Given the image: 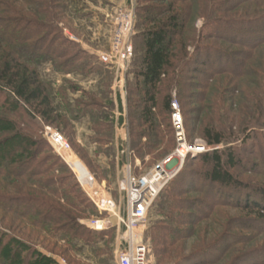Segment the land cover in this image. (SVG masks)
Here are the masks:
<instances>
[{"label":"rangeland","instance_id":"rangeland-1","mask_svg":"<svg viewBox=\"0 0 264 264\" xmlns=\"http://www.w3.org/2000/svg\"><path fill=\"white\" fill-rule=\"evenodd\" d=\"M256 2L259 3L255 7H253L255 3H249V1L237 5L239 7L229 6L222 16L231 20L263 15L264 0ZM187 4L192 6L189 2L185 5ZM235 4H237L236 1ZM13 5L20 11L18 16H15L10 7L0 3V29L4 28L9 35L21 36L23 48L26 49L25 54L31 48V41L25 39L30 36L36 24H23L17 17L27 15L29 19L36 18L37 23H53L56 26L53 34L70 42L75 49L82 50L86 56L81 62L88 63L90 66L89 69L76 68L72 71L59 72L54 69L50 61L39 63L40 79L50 86L55 107L64 116V120H60L56 125L44 124L40 119L31 120V125H28L26 120L30 118L26 115V118L23 117L22 109L18 113L14 112V109L10 113L2 110L9 108V104L5 103V95H0V118L11 122V125L6 124L0 127V131H4L0 132V137L10 136L16 131L10 129L13 123L24 135L38 137L50 146L51 154L61 159L64 168L53 171L49 176L67 179L62 187L63 191L67 190L66 193L68 192L71 200L79 199L78 202L75 200L82 210L78 222L87 231L84 234L87 237L89 235L90 238L88 237L89 240L86 242L80 238L63 237L62 234L50 235L32 227L20 216L9 214L0 206V233H6L9 237H14L16 241L1 240L0 264H11L20 248V243L24 246L21 247L22 251H26L28 246L33 247L50 258L53 264H118L120 252L128 246L122 224L126 216L125 193L123 189L118 188V183L126 174L122 163L124 165L131 163L132 173L141 176L174 156L178 147L172 124V107L170 112L164 111L162 106L157 108L155 114L160 115L157 118V130L155 134L148 133L146 127L141 125V107L138 105L141 95L132 92L136 90L134 73L138 70L144 49L141 36L144 30L141 19L144 14L141 10L150 4L146 0H59L56 3L52 2L50 15L44 17H37L34 14L37 11L34 2L27 4L25 0H13ZM195 9L197 14L200 7L196 5ZM196 18L192 34L194 37L204 24V19ZM119 36L123 43L131 44L133 47V58L128 63H122L114 52ZM205 43L217 48H227L240 62L250 67L251 74L240 77L224 75L210 85H206L200 74L193 73L190 74L191 76L188 75L190 78L183 94H180L177 87L170 89V98L172 102L177 101L183 116L187 145L203 147L204 150L196 153L195 156L189 154L185 158L179 173L164 188L151 207L146 228L136 232L139 235L138 241L142 240L148 246L151 264H159L160 261L154 238V229L158 226L173 229V233L183 228V233L175 237L177 241L175 240L173 254L170 257L169 254L164 256L160 264H178L180 261L185 264L188 258L199 253L209 254L206 257L209 262L206 264H239L248 255L264 248V229L253 228L248 221V219L256 218L257 214L241 210L234 205L236 203L238 206L244 205V201L240 195L236 196L228 191L223 190V193L221 192L223 195H219V200L228 201V205L215 209L209 219L197 213L196 216L202 218L194 226L180 227L166 221L168 219L160 214L159 204L166 189L174 181L179 180V177L183 180L192 179L190 183L195 188L197 185L200 186L201 181L197 177L203 170L199 157L213 150H224L228 147L239 149L241 151L239 156H243L244 160L243 168L232 172H235L238 178L248 185H264V85L257 76L264 75V45L250 57L246 55L247 51L242 47L229 44L220 38L204 40L203 44ZM123 46L124 44L120 45L119 49ZM193 49L194 44L191 43L188 52L193 53ZM104 54L110 55L112 61L110 66L100 61V55ZM200 70L207 69L201 66ZM59 91L65 92L66 97L61 98L58 95ZM118 97L123 100V111L114 103ZM76 101L83 104L78 109L86 112L81 115H85V121H68L70 116L78 113L74 103ZM68 104L73 111L68 109L70 106ZM117 121L124 131L123 135H118V140H116L115 126ZM209 125L223 135L226 140L224 145L219 147L207 145L203 132ZM48 128L59 132L70 144L72 153L65 157L70 165L65 163L48 141L46 134ZM113 138L115 142H112ZM116 144L118 153L112 147ZM139 151H142L145 156L139 154ZM99 154H101L100 158ZM174 158L175 160L171 163L172 170L181 166V160L177 156ZM117 162L122 164L119 168L116 167ZM73 170L82 182H86L89 179V173L91 174L95 186L104 189L105 194L107 193L118 204L120 211L116 216L100 212L95 207L79 184ZM110 173H113L111 177ZM187 174L192 176L188 178ZM74 186L75 190L72 192L71 189ZM204 187L207 189L208 185L205 184ZM34 189L23 180L0 176V195L8 196L10 204L15 205L20 198L29 196L22 194L23 192ZM187 198L195 202H209L203 192H194ZM62 203L64 204V201ZM21 207L24 213H29L26 207ZM204 213L208 214V211L205 210ZM92 219L104 220V230L95 231L89 228L88 222ZM164 222L168 223L163 224ZM228 233L236 235L238 238L236 242L239 243L223 254L224 248L230 245L225 242ZM28 250L30 251L29 247ZM241 253L243 257L239 259L237 255ZM22 260L28 261V257L25 256Z\"/></svg>","mask_w":264,"mask_h":264},{"label":"trees","instance_id":"trees-1","mask_svg":"<svg viewBox=\"0 0 264 264\" xmlns=\"http://www.w3.org/2000/svg\"><path fill=\"white\" fill-rule=\"evenodd\" d=\"M25 1L27 4L34 2L37 8L34 14L37 17H44L50 15L52 2L56 3L59 0ZM146 1L150 5L141 10L144 14L141 19L144 26L141 34L144 49L138 70L134 73L136 90L132 92L141 95L138 104L141 107V125L146 127V132L155 134L159 115L155 114V111L160 106L166 112L171 111L172 100L169 91L177 87L180 94H183L188 78H190L188 75L198 73L204 78L205 84L210 85L224 75L240 77L244 74L247 76L251 74L249 73L250 67L240 62L227 48H217L211 44H203V42L220 38L229 44L242 47L247 51L246 55L252 57L264 45V14L253 18L243 17L231 20L222 16L229 6L239 7L237 5L249 1V3H255L253 4L255 7L259 3L256 2L257 0ZM187 2L193 7L190 4L186 6ZM0 3L10 7L15 16L19 15L20 11L14 7L13 0H0ZM196 5L200 7L197 14H195L196 9L194 10ZM196 17L204 19V24L194 37L192 34ZM17 18L21 19L23 24L35 23L36 28L34 27L30 36L25 39L31 41V48L26 54L21 36L9 35L4 28L0 29V95L4 94L5 103L9 104V108L2 110L10 113L14 109V112L18 113L22 109L23 117L26 118V115L30 118L26 120L28 125H31L35 119H40L44 124L56 125L60 120H64V116L55 107L50 86L40 79L39 63L50 61L54 69L59 72L72 71L76 68L89 69L88 63L82 64L86 54L82 50L75 49L70 42L60 39L59 35L53 34L56 31L53 23H37L36 18L29 19L27 15ZM191 43L194 44L193 53L188 52ZM199 66L207 70L202 71ZM257 76L264 85V75L258 74ZM58 95L61 98L66 97L63 91H59ZM74 103L78 113L72 117H66L68 121H77L82 117L81 115L86 113L78 109L80 105H83L81 102ZM69 108L73 111L71 105ZM70 111L68 110L69 113ZM6 124L11 125V122L0 118V127ZM12 125L10 129L16 131L10 136L0 137V176L23 180L25 184L35 189L23 192L22 194L29 196L20 198L15 205L9 203L8 196L0 195V206L9 214L20 216L32 227L41 229L50 235L62 234L63 237L80 238L87 242L90 236L88 235V238L84 234L87 231L78 222L82 210L75 200L78 202L79 199L71 200L68 192L66 193L67 190L63 191L62 187L67 179L54 175L49 176L53 171L64 168L61 159L51 154L50 146L45 141L35 136L24 135L18 130L16 124L12 123ZM203 138L209 147H219L226 143L223 135L212 125L204 128ZM239 152L241 151L235 147H228L200 156L203 171L197 177L201 184L196 188L190 183L192 179L183 180L180 177L168 186L159 204L160 214L168 219L166 221L186 227L200 222L202 217L196 216L197 213L209 219L215 209L228 205V201L219 200V195H223L224 190L241 196L244 205L238 206L237 203L234 205L240 207L241 210L257 214L256 218L248 219L251 227L264 229V185H248L238 178L235 172H232L243 168L244 160L243 156H239ZM139 154L145 156L142 151H139ZM190 174L186 176L190 178L192 176ZM205 184L208 185L207 189L204 187ZM186 186L188 188H184ZM74 190L75 186L71 191L74 192ZM194 192L205 193L209 202L188 200V195ZM226 196L230 195L226 194ZM21 206L26 207L29 213H24ZM205 210L208 214L204 213ZM166 223L168 222L163 224ZM182 229L177 233H173V229L165 226H158L154 229L156 253L160 257L159 264L164 256L169 254L170 257L173 254L172 251L176 246L175 237L183 233ZM82 231L85 232L82 233ZM226 238L225 242L230 245L224 248L223 254L239 243L236 242L238 238L234 234L228 233ZM6 239L13 241L14 237L0 233V243H2L1 240ZM19 245L20 248L11 264H53L50 258L33 247L28 246L30 251L28 247L26 251H22L21 247L24 246L21 243ZM208 255L199 253L188 258V262L184 261L185 264H206L209 262L206 260ZM242 255L243 253L237 256L240 259ZM25 256L28 257V261L23 262L22 259ZM239 264H264V248L248 255Z\"/></svg>","mask_w":264,"mask_h":264},{"label":"built area","instance_id":"built-area-1","mask_svg":"<svg viewBox=\"0 0 264 264\" xmlns=\"http://www.w3.org/2000/svg\"><path fill=\"white\" fill-rule=\"evenodd\" d=\"M122 44H124L123 48L119 49ZM114 52L122 63H128L133 58L134 50L131 44L123 43L121 36H119ZM99 59L103 64L109 66L112 64L110 55H100ZM171 107L173 111L172 124L178 141V147L174 156H177L181 160V166L178 169L172 170L171 163L175 158L171 156L162 164L153 168L149 173L136 176L132 173V164H125L126 174L121 181L120 189H123L125 193L126 216L122 220V224L125 229L124 238L128 246L120 252L118 264H151L148 246L142 240L138 241L139 235L136 232L146 228L151 207L164 188L179 173L185 158L189 154L195 156L196 153L204 150L203 147L198 148L187 145L183 116L177 101H173ZM46 134L49 138L48 141L52 144L56 153L66 164L70 165L65 158L67 154L72 153L70 144L64 140L59 132L52 131L50 128L47 129ZM87 171L89 173V170ZM74 174L82 189L100 212L117 215L118 211H120L118 204L107 193L105 194L104 189L95 186L94 179L90 173L89 179L86 182H82L75 171ZM88 223V227L95 231H103L105 228V221L101 219H92Z\"/></svg>","mask_w":264,"mask_h":264},{"label":"crops","instance_id":"crops-1","mask_svg":"<svg viewBox=\"0 0 264 264\" xmlns=\"http://www.w3.org/2000/svg\"><path fill=\"white\" fill-rule=\"evenodd\" d=\"M114 103L117 105V107L118 108H120V110L121 111H123V100L121 99V97H120V99H119V97H118V99H117V101H114ZM120 105H121V107H120ZM85 117V115L84 116H82L79 120H83V121H85L86 119L84 118ZM85 119V120H84ZM79 120H77V121H79ZM90 124V123H89ZM116 130H117V136H116V140H118V135H123V133H124V131H123V128L121 127L122 125L121 124H119L118 123V121H117V123H116ZM92 131V130H91ZM91 133V132H90ZM112 142H115L114 141V138H113V140H112ZM113 148H114V150H115V152L116 153H118L117 151H118V148H117V144L116 145H114V146H112ZM117 149V150H116ZM122 153H123V151H122ZM100 156H101V154H99V158H100ZM111 161V160H110ZM112 164V163H111ZM120 162H117V165H116V167H118L119 168V166H120ZM123 164V165H122ZM121 165L123 166V168H124V163H122ZM111 166V165H110ZM111 174H113V173H110V177H111ZM118 182H119V180H118ZM120 185H121V182H119L118 183V188H120Z\"/></svg>","mask_w":264,"mask_h":264},{"label":"bare ground","instance_id":"bare-ground-1","mask_svg":"<svg viewBox=\"0 0 264 264\" xmlns=\"http://www.w3.org/2000/svg\"><path fill=\"white\" fill-rule=\"evenodd\" d=\"M197 151V150H196ZM184 153V152H183Z\"/></svg>","mask_w":264,"mask_h":264}]
</instances>
